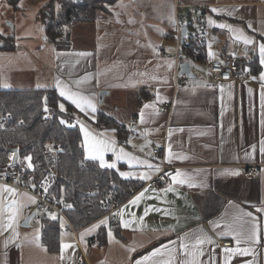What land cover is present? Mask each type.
<instances>
[{"label":"crops","instance_id":"0c3cea01","mask_svg":"<svg viewBox=\"0 0 264 264\" xmlns=\"http://www.w3.org/2000/svg\"><path fill=\"white\" fill-rule=\"evenodd\" d=\"M49 1L38 0L33 4V19L29 23L23 20L30 12L19 6L15 10L19 17L18 32L0 33L13 45L4 49L1 40L0 89L54 90L59 95L55 87L59 80L73 91L94 97L96 112L88 115L61 97L76 109L75 122L80 129L83 124L93 134H106V138L116 142L117 152L122 148L160 168L165 164L167 173H187L197 186L176 185L169 177L166 184L157 185L160 172L153 173L150 180H140L138 176L146 168L130 167L127 160H118L108 151L106 162L116 164L110 169L120 176L134 173L131 178H121L140 186L122 203L115 226L104 215L81 228H74L57 217L60 226L63 222L58 252H51L42 244L41 221L32 222V216L29 226H22L32 214L28 209L34 203L27 197L33 195L14 188L18 193L15 199L24 206L16 229L18 237L5 247L4 241L11 231L0 236V264H136L154 249L162 245L178 247L186 233L200 231L214 241L213 245H204L203 259L207 262V253L214 248L218 264H223V247H235V242L231 236H221L223 227L216 228L215 224L223 225L238 211L252 213L264 237V211H257L264 209V155L260 152V140L264 139L261 125L264 81L260 76L264 66L259 54V45L264 43V0H116L106 5L107 11L101 12L94 22L73 23L60 29L61 36L69 39L65 49L56 48L46 38L40 12ZM61 1L53 0L54 12L60 10ZM187 3L204 7L207 19L204 51L215 52L219 58L232 54L242 61L239 79L220 81L205 62L177 63L173 55L175 7ZM39 22L41 32L36 33L38 29L33 24L39 26ZM220 25H228L235 31ZM241 33L254 43L246 45L237 39ZM158 48L164 49L165 55ZM77 53L88 55L77 56ZM182 63H189L195 75L194 79L187 77L185 86L178 85V75L186 77L180 75ZM195 65L202 68L196 70ZM102 91L105 95L101 100ZM157 93L163 97L160 102L156 100ZM146 103L156 104L158 115L140 124L138 114ZM100 112L123 125L124 140L120 139L118 130L96 126ZM135 119L138 121L132 125ZM80 133L86 158L84 135L81 130ZM169 145L174 156L171 163L167 162ZM154 149H162L163 155L155 154ZM24 161L17 156L14 164L29 169ZM254 165L260 167L259 175L247 177L246 170ZM232 172L239 175L228 174ZM201 182L206 186L200 187ZM170 187L172 191H165ZM141 193L139 202L132 204ZM145 209L149 211L145 213ZM122 221L129 226L124 227ZM170 241L176 244L171 245ZM224 242L231 244L224 246ZM65 243L73 247L62 251ZM255 247L256 256H236L231 264H264V239Z\"/></svg>","mask_w":264,"mask_h":264},{"label":"trees","instance_id":"16d2710c","mask_svg":"<svg viewBox=\"0 0 264 264\" xmlns=\"http://www.w3.org/2000/svg\"><path fill=\"white\" fill-rule=\"evenodd\" d=\"M5 1L17 10L21 0ZM115 1L62 0L56 13L54 2L50 0L40 12L46 38L58 49L68 48V36L62 37L59 30L73 23L94 22L101 12L107 11L106 5ZM0 37L4 43L2 48H13L11 40ZM238 65L241 68L242 61L238 60ZM45 98L50 109L47 117L43 116ZM58 102L65 104V112L59 111ZM76 114V109L54 90L0 89V124L3 125L0 128V171L7 166L13 151L21 158L31 156L35 181L40 183L46 179L50 192L65 195L72 205L66 212L68 221L74 228H81L104 215L100 208L103 193L113 192L123 203L140 185L122 179L114 169L101 168L96 161L85 158ZM62 119L68 124H61ZM95 124L100 129H116L120 139H125L123 125L103 112L99 113ZM40 224L42 244L51 252H58L60 219L49 216Z\"/></svg>","mask_w":264,"mask_h":264},{"label":"snow or ice","instance_id":"6c2138e0","mask_svg":"<svg viewBox=\"0 0 264 264\" xmlns=\"http://www.w3.org/2000/svg\"><path fill=\"white\" fill-rule=\"evenodd\" d=\"M59 8V5H57ZM213 12H217V9H212ZM211 23V21H209ZM220 27L228 28L230 32L235 31L231 29L228 25H220ZM237 39H242L246 45L253 44L254 41L243 36L241 33ZM211 47V46H209ZM259 54H260V63L264 66V43L259 45ZM77 56H85L87 53H77ZM209 55H213L209 52ZM247 55V53H245ZM78 62V61H77ZM75 65H73L74 67ZM171 67V65H169ZM145 75V74H141ZM155 79V77H152ZM261 81H264V73H261L260 76ZM166 82V81H165ZM81 83L77 81V84ZM264 86V85H262ZM55 87L59 90V96L62 97L66 101H70L72 105H74L81 112H84L86 115L96 112V103L94 102V97H87L82 95L78 91H73L68 85L63 84L61 81L57 80ZM231 89V85L227 86ZM221 92L224 91V86H221ZM231 93L229 92V96ZM157 102L163 100V97L157 93L156 96ZM262 104H264V95L261 97ZM58 107L60 112H65V104L62 102H58ZM151 110V111H149ZM44 111L49 112L50 109L48 107L47 98H45L44 102ZM154 115H158V111L156 109V104L146 103L143 105V110L138 114L140 124L146 123L149 119H151ZM94 119V116L92 117ZM21 123H23L21 121ZM61 124L67 125L68 122L66 120H61ZM261 125L264 126V119L261 120ZM71 126V125H69ZM3 125L0 124V128ZM81 132L84 135V146L86 149V158H90L94 161H99V165L101 168H115V163H107L105 160V153L108 151H112L113 154L116 155L117 159H125L129 163V166H140L147 169L145 172H141L138 176L140 180L147 181L151 179L153 173H159L161 168L159 165H154L148 161L140 160L137 157L131 156L129 153L125 152L122 148L117 152L116 142L114 140L106 138V134H93L90 130L86 128L83 124H81ZM131 130V129H130ZM171 135V133H170ZM255 149V146H253ZM51 151V148L49 149ZM143 151V148L140 149ZM168 157L167 162L171 163L174 156L171 152V145H169L168 149ZM260 152L264 155V139L260 140ZM17 156V151H13L10 160H14ZM176 159H183V157L176 156ZM25 160L28 162L27 167L29 169H33L34 165L32 164V157L27 156ZM13 165H9L12 167ZM231 175H239L238 172L228 173ZM135 174L134 173H121L123 178H131ZM164 176L169 177L173 184L183 185L188 184L189 187L197 186L193 183L192 177L181 171H176L173 173H164ZM163 179V177H161ZM200 187H205L203 182L199 185ZM33 188L36 187L35 184L32 185ZM48 185H44V191L47 192ZM173 189L167 188L165 191H172ZM147 191V190H145ZM8 194V196L12 197L11 200H8L4 194ZM18 195L16 190L12 187L8 186H0V236H3L5 232L11 231V236L4 241L5 247H7L8 243L11 239L18 237V233L16 229L19 225V217L20 210L24 206L20 203L19 200L15 199ZM143 197V193L137 196L132 204H137L139 200ZM27 200L35 203V199L31 196L27 197ZM67 207L71 208L72 205H67ZM149 209H145V213H147ZM257 211H264V209H257ZM51 219H56L55 215L50 216ZM27 219L25 218V222L27 223ZM124 227H128L127 222H123ZM63 226V222L61 224ZM216 228L223 227V231L220 233L221 236H231L233 241L235 242V247H223L224 259L223 264H231L232 258L236 256H256V245L261 243V240L264 237L261 236V228L258 219L252 215L250 212L238 211L237 215H235L228 222L221 223L217 222L215 224ZM111 236V233L109 232ZM83 239V237H81ZM171 245H175L176 241H170ZM213 239L208 236L203 231L200 232H192L186 233L183 237L180 238V243L178 247H169V245H162L160 248L154 249L149 255L144 256L141 260L137 261L136 264H218L216 260V252L213 248L210 252L207 253L208 260L207 262L203 259L206 255V251L204 245H213ZM73 247L71 244H62V251L68 248ZM130 251H134V249H130ZM166 256L165 260H156L154 258ZM248 264H252V262H248Z\"/></svg>","mask_w":264,"mask_h":264},{"label":"built area","instance_id":"2783aa9c","mask_svg":"<svg viewBox=\"0 0 264 264\" xmlns=\"http://www.w3.org/2000/svg\"><path fill=\"white\" fill-rule=\"evenodd\" d=\"M206 14L202 5L187 3L176 5L175 7V45L173 55L177 63L187 60H195L208 64L210 71L215 74L220 81L228 82L240 78L241 72L238 65V59L227 54L219 58L215 52L204 51L203 44L207 28ZM186 29L183 33V29ZM161 55H165L162 48L157 49ZM211 52L213 55H209ZM182 75V74H180ZM188 84V78L178 75V85L185 86ZM43 116L47 117L48 113L43 112ZM138 119L131 122L134 125ZM54 149H57L55 147ZM155 154L163 155L162 149H154ZM13 165L9 167V165ZM32 170L21 168L14 164L13 160L8 161L5 169L0 171V184L3 186L13 187L21 191L30 192L35 203L29 206V211L37 220L41 221L46 217L55 215L67 222L66 212L69 205L64 194L58 195L49 191V182L44 179L40 183L35 181ZM168 169L165 164L161 165V171L156 179V184H166L168 177L164 176ZM260 173V167L254 165L246 170L245 175L250 178L257 177ZM163 177V179L161 178ZM36 187L33 188L32 185ZM47 184V192L44 191V185ZM122 207V202L113 192H105L100 199V208L104 211V216L108 222L115 226L118 224V212ZM230 242H224V246H229Z\"/></svg>","mask_w":264,"mask_h":264},{"label":"rangeland","instance_id":"374dc122","mask_svg":"<svg viewBox=\"0 0 264 264\" xmlns=\"http://www.w3.org/2000/svg\"><path fill=\"white\" fill-rule=\"evenodd\" d=\"M0 0V33L3 35L5 34V32H11L13 35L18 32L20 25L19 23V17L17 15V11H15L14 8L11 9V6L5 1ZM38 0H23L22 2H20L19 6H21L24 9V12H30V14L28 15L27 19H24L23 21L25 23H29L28 20L33 19V15L31 12V8L33 6V4H36ZM49 0H45V2H47ZM27 21V22H26ZM39 26H35V24H33L34 29H38V32L36 33H40L41 32V26L42 23L39 22L38 24ZM195 69L197 70L199 68H202L201 66L195 65L194 66ZM25 160V158H24ZM25 164L27 165V161H24ZM37 218L33 217L32 218V222H36Z\"/></svg>","mask_w":264,"mask_h":264},{"label":"water","instance_id":"95a60500","mask_svg":"<svg viewBox=\"0 0 264 264\" xmlns=\"http://www.w3.org/2000/svg\"><path fill=\"white\" fill-rule=\"evenodd\" d=\"M185 31H186V29L184 28L183 29V33H185ZM1 45H2V43H1V40H0V47H1ZM180 74H184L186 77L191 78V79H194L195 78V75L192 73L189 63H182L180 65ZM99 95H100V99L102 100L103 97H104V95H105V92L102 91V92H100ZM16 159H17V156L13 160L14 163H16ZM32 216L33 215L30 214L29 216L26 217V218H28L27 219V223L24 220L23 223H22V226L23 227H28L29 226V222H30Z\"/></svg>","mask_w":264,"mask_h":264}]
</instances>
